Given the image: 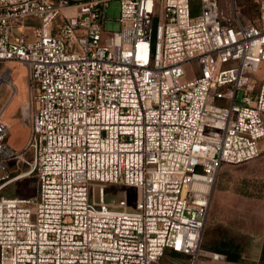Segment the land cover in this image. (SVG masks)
I'll return each instance as SVG.
<instances>
[{"label": "built area", "instance_id": "2783aa9c", "mask_svg": "<svg viewBox=\"0 0 264 264\" xmlns=\"http://www.w3.org/2000/svg\"><path fill=\"white\" fill-rule=\"evenodd\" d=\"M110 1L0 0V63L27 69L31 129L13 149L0 110V192L37 181L0 196V264L226 259L202 241L220 168L263 151L264 0L255 21L237 0L196 15L192 0H119L107 31Z\"/></svg>", "mask_w": 264, "mask_h": 264}, {"label": "rangeland", "instance_id": "374dc122", "mask_svg": "<svg viewBox=\"0 0 264 264\" xmlns=\"http://www.w3.org/2000/svg\"><path fill=\"white\" fill-rule=\"evenodd\" d=\"M244 18L255 21L260 16L256 0H237ZM225 13L230 12L231 0H220ZM192 15L201 11L200 0H192ZM120 1L111 0L107 11L105 29L120 28L117 20ZM6 76V77H4ZM0 110L4 108V118L10 125L6 142L15 150L22 149L30 136V125L21 119V106L28 95L27 69L15 62L0 63ZM11 81V82H9ZM12 175L25 170L24 165L12 166ZM37 190L34 176L16 180L0 192V196L28 197ZM108 196H120L127 192L131 202L137 198L133 186L108 184ZM123 194V193H122ZM202 246L210 251L226 255L224 261L201 258L198 264H262L264 247V143L260 157L242 164L223 165L217 177ZM182 256V255H181ZM180 256V257H181ZM178 256L164 257L160 264H171ZM259 260V261H258ZM172 264H186L175 261Z\"/></svg>", "mask_w": 264, "mask_h": 264}, {"label": "crops", "instance_id": "0c3cea01", "mask_svg": "<svg viewBox=\"0 0 264 264\" xmlns=\"http://www.w3.org/2000/svg\"><path fill=\"white\" fill-rule=\"evenodd\" d=\"M263 249H264V247H263ZM263 249H262V250H263ZM216 252H218V251H216ZM260 256H261V257L259 258V260H261V259H262V253H261V255H260ZM259 260H258V261H259ZM262 264H264V262H262Z\"/></svg>", "mask_w": 264, "mask_h": 264}, {"label": "bare ground", "instance_id": "6f19581e", "mask_svg": "<svg viewBox=\"0 0 264 264\" xmlns=\"http://www.w3.org/2000/svg\"><path fill=\"white\" fill-rule=\"evenodd\" d=\"M4 77H6V76H4ZM4 77H2V78H1V80H0V84H1V82H2V79H3ZM9 82H11V81H9Z\"/></svg>", "mask_w": 264, "mask_h": 264}, {"label": "trees", "instance_id": "16d2710c", "mask_svg": "<svg viewBox=\"0 0 264 264\" xmlns=\"http://www.w3.org/2000/svg\"><path fill=\"white\" fill-rule=\"evenodd\" d=\"M171 253V252H170ZM262 257L264 258V249H263V254H262Z\"/></svg>", "mask_w": 264, "mask_h": 264}]
</instances>
